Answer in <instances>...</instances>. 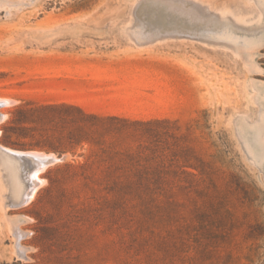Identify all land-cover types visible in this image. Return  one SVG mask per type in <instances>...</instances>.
Masks as SVG:
<instances>
[{
    "label": "rangeland",
    "instance_id": "1",
    "mask_svg": "<svg viewBox=\"0 0 264 264\" xmlns=\"http://www.w3.org/2000/svg\"><path fill=\"white\" fill-rule=\"evenodd\" d=\"M0 147V264H264V0H0Z\"/></svg>",
    "mask_w": 264,
    "mask_h": 264
},
{
    "label": "bare ground",
    "instance_id": "2",
    "mask_svg": "<svg viewBox=\"0 0 264 264\" xmlns=\"http://www.w3.org/2000/svg\"><path fill=\"white\" fill-rule=\"evenodd\" d=\"M15 152H12L10 150H6L5 148L0 147V168L6 177L7 185H8L7 192L5 194L6 196H5L4 204L9 208L21 207L26 202V200H28V198L30 197V194H32L27 178H26V175H25V172H24V168H25L24 160L21 157V155H19L20 153L17 154ZM34 154L35 153L33 152L29 154L27 153L28 156H33ZM45 160L43 162H45ZM59 160H61V158Z\"/></svg>",
    "mask_w": 264,
    "mask_h": 264
}]
</instances>
